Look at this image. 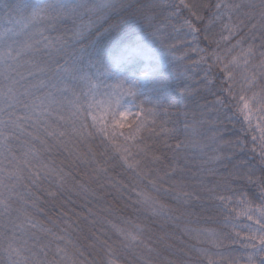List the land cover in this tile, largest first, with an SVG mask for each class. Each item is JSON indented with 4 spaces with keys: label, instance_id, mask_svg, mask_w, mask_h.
I'll list each match as a JSON object with an SVG mask.
<instances>
[{
    "label": "snow or ice",
    "instance_id": "obj_1",
    "mask_svg": "<svg viewBox=\"0 0 264 264\" xmlns=\"http://www.w3.org/2000/svg\"><path fill=\"white\" fill-rule=\"evenodd\" d=\"M160 7L0 0V264H264V0H179L163 9L166 18H195L173 31L206 43L193 51L211 60L199 83L215 114L185 111L181 121L177 111L163 136L157 121L168 108L125 107L135 81L109 84L107 71L82 67L94 36L118 31L129 15L151 27L147 13ZM148 35L161 40L159 30ZM208 106L197 104L201 117ZM248 133L258 164L243 158ZM213 214L231 232L178 223ZM169 225L207 247L171 243ZM225 241L243 254L226 256Z\"/></svg>",
    "mask_w": 264,
    "mask_h": 264
},
{
    "label": "trees",
    "instance_id": "obj_2",
    "mask_svg": "<svg viewBox=\"0 0 264 264\" xmlns=\"http://www.w3.org/2000/svg\"><path fill=\"white\" fill-rule=\"evenodd\" d=\"M129 2L136 3L137 0H129ZM140 2L144 3L147 0H140ZM156 2L161 7L147 13L152 17L151 27H148L147 24L144 26L134 15H129L126 23L119 25L118 31H113L109 34L102 30L100 35L94 36L91 43L86 44V54L83 57L82 67L90 72L97 70L107 71L109 73V84L114 82L111 80L118 79L116 73L119 72L122 75L133 77L136 81L135 98H122V105L129 107L139 101H145L156 107L168 108L171 115L164 116L162 120L157 121L156 131L163 136V133L160 132V126L164 121L174 119L177 111L181 113V121L184 120L183 113L185 111L188 112L190 118L195 112L196 118L202 119L195 107L197 108V104L204 106L207 101L210 109L205 111V117L211 119L215 114L211 110V102L214 97L208 94L204 86L199 83L203 79L211 60L206 57L202 61L201 56L206 54L193 51L194 48H206V43L193 42L191 35L181 36L180 39H176V34L173 31V26L179 28L185 18H190L193 21L195 18L190 17L188 12H185L180 19L175 16L166 18L168 17V11L163 9H166L168 4H178L179 0H156ZM185 2L192 4L198 3L200 0H185ZM156 30H159L161 37L159 41L152 40L148 35V32ZM184 32H187L186 28ZM208 51L210 52L211 49H208ZM133 66H135L136 71H129ZM194 67L195 69H193ZM140 78L144 79V84L140 82ZM208 78L209 80L213 79L212 76ZM184 86H191L192 88L189 93V99H184L180 95V91ZM85 90L86 88L81 86L76 91V95ZM76 95H70L65 99L64 103L71 106V101L75 100ZM201 97L204 98L202 99ZM102 99H106L103 94L97 97L98 101ZM106 107L107 105H104L105 109ZM149 107L151 106L149 105ZM135 111L136 109L132 110L128 117L129 120L135 118ZM95 115L102 117L104 116V111L98 110ZM108 118L110 120V113ZM88 122H92V115L88 116ZM164 126L171 127L170 124H164ZM239 127L240 125L237 124L236 129L238 130ZM211 128L212 125H210L209 129L210 135H212ZM125 130L118 129V131ZM255 134L259 135V133ZM239 136L243 138L244 133H239ZM251 136L252 133L247 134V145L244 149L243 158L258 164V160H253L256 154L252 152ZM225 139L235 140L237 136H226ZM236 153L240 154V149L237 148ZM178 223L181 228L187 225L190 228H206L215 229L218 232H231V228L224 227L222 217L214 214L212 218H208V215H205L200 218L194 217L190 222L181 220ZM168 230L177 237V239L170 241L171 243L182 247L183 245L180 244V241H183L186 245L196 244L198 247H207V245L197 244L196 241L191 240L174 225H169ZM233 249H236V251H233ZM221 251H224L226 256L230 253L233 259L243 254L240 245L232 244L231 241H225V247ZM224 264H228V261L225 260ZM238 264H242V261H238Z\"/></svg>",
    "mask_w": 264,
    "mask_h": 264
},
{
    "label": "rangeland",
    "instance_id": "obj_3",
    "mask_svg": "<svg viewBox=\"0 0 264 264\" xmlns=\"http://www.w3.org/2000/svg\"><path fill=\"white\" fill-rule=\"evenodd\" d=\"M194 65H195V63H194ZM193 69H195V67H194ZM116 77H117L118 79L123 78V79H127V80H130V81H135V79H134L133 77H131L130 75H122L121 72L116 73ZM135 82H136V81H135ZM140 82L144 84L145 81H144L143 78H140ZM201 106H202V105H201ZM195 109H196V110L198 111V113L200 114V110H199L198 108H196V107H195ZM209 109H210V107L208 106V108H206L205 111H206V110H209ZM201 118H206V117H201ZM241 120H242V117H241ZM209 129H210V124H209V125H208V124H205V125H204V132H205V135H206V136H211L210 133H209Z\"/></svg>",
    "mask_w": 264,
    "mask_h": 264
}]
</instances>
